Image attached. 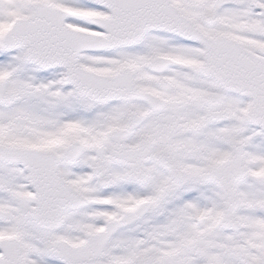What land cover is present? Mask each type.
I'll return each instance as SVG.
<instances>
[{
    "label": "snow or ice",
    "instance_id": "6c2138e0",
    "mask_svg": "<svg viewBox=\"0 0 264 264\" xmlns=\"http://www.w3.org/2000/svg\"><path fill=\"white\" fill-rule=\"evenodd\" d=\"M0 264H264V0H0Z\"/></svg>",
    "mask_w": 264,
    "mask_h": 264
}]
</instances>
